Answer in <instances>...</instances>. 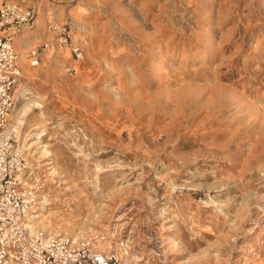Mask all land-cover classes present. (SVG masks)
Returning <instances> with one entry per match:
<instances>
[{"label":"rangeland","instance_id":"obj_1","mask_svg":"<svg viewBox=\"0 0 264 264\" xmlns=\"http://www.w3.org/2000/svg\"><path fill=\"white\" fill-rule=\"evenodd\" d=\"M6 1L37 18L16 40V108L38 97L27 121L52 152L16 136L48 198L37 234L123 264H264V0Z\"/></svg>","mask_w":264,"mask_h":264},{"label":"built area","instance_id":"obj_2","mask_svg":"<svg viewBox=\"0 0 264 264\" xmlns=\"http://www.w3.org/2000/svg\"><path fill=\"white\" fill-rule=\"evenodd\" d=\"M36 19L30 6L0 0V264H123L116 252L95 248L90 240L46 239L29 228L27 219L37 207L39 193L27 174L30 162L25 149L9 126L24 76L16 40L35 27ZM69 40L70 33L64 29L57 42L67 46ZM49 46L47 42L29 49L27 60L32 67L41 64L43 49ZM73 50L80 59V47Z\"/></svg>","mask_w":264,"mask_h":264},{"label":"bare ground","instance_id":"obj_3","mask_svg":"<svg viewBox=\"0 0 264 264\" xmlns=\"http://www.w3.org/2000/svg\"><path fill=\"white\" fill-rule=\"evenodd\" d=\"M17 38H19L20 44H22V46H25L26 44L31 45L32 42L34 41L33 36L28 34L26 36L23 34L18 35ZM25 69H26V75H28L29 77L35 76V70L33 68L25 67ZM40 77L44 78V76H40ZM25 91H26L25 88L22 89L21 98H19L21 100L22 105L20 108H16V112L14 113L15 124L9 128V132L15 133L17 137H25V140L28 141V145L30 143L29 148L35 147V149H37L36 153L38 154V157H42V156L50 157L52 156V152L48 149V145L44 144V141L42 140L43 137L42 135L44 134L45 128H42L41 126L38 125V121H37L38 116H33L31 120L27 121L30 111L34 107L41 106L42 103L39 101L38 97H27ZM29 135H31L32 137L30 136L31 138H29ZM31 139L34 141L30 142ZM47 201L48 198L44 197V199L40 201V206L38 208L36 207L33 212H37L40 209H42ZM38 216L39 215L36 216L34 214H30L27 219L29 221L28 223L29 228L32 230V233L34 234L38 233V225H37V221L35 220V218H37ZM41 227L43 229L47 228L46 225H43ZM94 247L98 249H105L110 247V244H108L107 242H103L101 239H97L96 243H94Z\"/></svg>","mask_w":264,"mask_h":264}]
</instances>
